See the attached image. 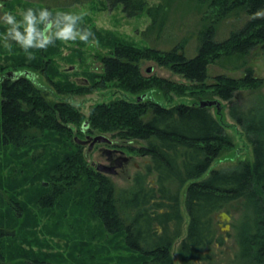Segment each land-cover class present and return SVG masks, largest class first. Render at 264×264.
I'll use <instances>...</instances> for the list:
<instances>
[{
    "label": "rangeland",
    "instance_id": "obj_1",
    "mask_svg": "<svg viewBox=\"0 0 264 264\" xmlns=\"http://www.w3.org/2000/svg\"><path fill=\"white\" fill-rule=\"evenodd\" d=\"M111 1L0 0V75L31 69L46 99L69 101L84 114L79 124L73 126L68 139L64 134L47 131L18 147L0 144V225L7 226L12 234L3 239L4 258L0 264H30V258H45L51 264L139 263L137 253L125 248L121 236L110 237L92 217L88 201L95 187L94 181L84 174L77 175L79 165L76 170H68V180L58 182H69V185L58 187V191L64 192L58 195L52 206L42 208L37 204L38 193L43 188L51 189L53 184L51 179L52 183L45 181L47 175H61L60 169L67 170L64 162L68 152L76 149L74 144L79 145L86 167L95 171L98 163L109 164L105 150L115 152L114 157L123 151L131 158L117 174L105 173L115 185L117 204L121 208L123 197L139 173L145 175L147 183L154 182L155 173H147L146 169L150 157L129 149L133 145L145 144L144 140H126L116 131L82 129L83 122L89 121L92 105L118 98L136 100L143 94L166 105L216 99L220 102V117L231 144L223 148L204 176L212 168H229L240 161L252 162L254 159L252 141L231 113L239 108L264 106V49L258 47L243 57L225 52L209 64L207 84L213 83L218 74L242 76L243 63L252 67L254 75L262 79L259 85L242 87L231 102L221 99L212 90L201 91L192 85L193 82L153 59L140 63L141 73L152 85L131 92L119 80L110 81L103 77L101 57L109 55L121 43L161 51L182 46L184 54L191 57L197 52L198 32L213 22L217 4L214 0H143L142 11L127 15L121 3ZM28 9H31L32 16L30 40L26 38L27 22L22 20ZM5 12H11L21 21L16 28L19 37L7 31L12 25L4 23ZM68 13L81 15L82 20H76L75 26L79 30H90L98 43L93 37H89L87 43L79 38L62 40L58 33L69 22L65 18ZM247 19L243 10L230 8L223 17H218L215 38L225 39ZM208 109L220 119L215 105ZM88 134H104L112 142L96 143L88 151V145L75 142V137L85 139ZM11 198L23 206L22 215L18 216L8 206ZM183 199L181 191V219L170 224V228L179 233L170 249L172 264H184L180 243L187 231L188 216ZM221 211L229 214V221H221L216 215L218 240L205 250L210 259L202 260L200 264H247L239 257V231L244 223L251 225L253 213L243 206L242 201H233Z\"/></svg>",
    "mask_w": 264,
    "mask_h": 264
},
{
    "label": "trees",
    "instance_id": "obj_2",
    "mask_svg": "<svg viewBox=\"0 0 264 264\" xmlns=\"http://www.w3.org/2000/svg\"><path fill=\"white\" fill-rule=\"evenodd\" d=\"M111 3H121L127 15L142 11L145 6L143 0H112ZM214 4L217 10L213 22L198 32L195 55L187 57L182 46L161 51L121 43L109 55L101 57L103 77L119 80L131 92L145 90L152 83L141 73L140 63L153 59L193 82L201 91L212 90L228 102L236 99L242 87L259 85L262 79L245 63L241 65L244 73L240 77L218 74L213 83L207 84L206 80L209 64L220 54L243 57L258 47L264 49V0H214ZM237 7L248 19L228 37L217 40L218 17ZM43 93L31 69L0 75V144L18 147L47 131L70 138L73 126L79 124L84 114L69 101L46 99ZM199 103L166 105L143 94L136 100L118 98L92 105L86 128L116 131L126 140H144L145 144L129 149L150 157L146 169L147 173H155L154 182L147 183L145 175L139 173L123 197L121 208L113 181L105 173L86 167L79 145L74 144L76 149L68 152L64 162L67 170L60 169L61 175H47L45 181L51 179L53 184L51 189L43 188L38 193L37 204L42 208L52 206L64 192L58 191V187L69 185V182H58L68 180V170H76L79 165L77 175L84 174L94 181L88 208L103 230L110 237L121 236L125 248L137 253L138 264H172L170 249L179 233L170 224L181 219L182 191L188 224L180 243L181 257L184 264H200L210 259L205 250L218 240L216 215L229 203L242 201L252 211L253 220L251 225L244 223L239 231V257L243 263L264 264V109H260L264 106L257 104L260 106L239 108L231 113L252 141L253 161L243 160L229 168H212L204 176L223 148L231 144V139L220 108L216 107L219 119L212 115L209 106ZM8 206L18 216L22 215L23 206L16 200L11 198ZM8 235H12L9 228L0 225V263L4 258L3 239ZM29 261L30 264H51L45 258Z\"/></svg>",
    "mask_w": 264,
    "mask_h": 264
},
{
    "label": "clouds",
    "instance_id": "obj_3",
    "mask_svg": "<svg viewBox=\"0 0 264 264\" xmlns=\"http://www.w3.org/2000/svg\"><path fill=\"white\" fill-rule=\"evenodd\" d=\"M65 18L68 19L69 22L67 24H65L64 27L58 33V36L62 40H75V39L79 38L80 40L87 43L89 40V37H93L94 42L98 43V41H95L94 34L90 30H79L75 26L76 20H80V21L82 20L81 15H74V14L68 13V14H66ZM2 19H3L5 24L12 25V28H8L7 31L12 32L16 37H19L20 33L16 30V28H17V25L21 21H18L16 19L15 15H13L11 12H5ZM22 20L27 22V28H26L27 37L26 38L30 40L32 37L31 9H28L26 12L23 13V19ZM29 59H31V58H29Z\"/></svg>",
    "mask_w": 264,
    "mask_h": 264
},
{
    "label": "water",
    "instance_id": "obj_4",
    "mask_svg": "<svg viewBox=\"0 0 264 264\" xmlns=\"http://www.w3.org/2000/svg\"><path fill=\"white\" fill-rule=\"evenodd\" d=\"M150 70V68L148 69ZM140 98L138 97V100ZM201 106H212V105H215L218 109L220 107V102L216 99H207V100H200V103H199ZM87 127V122H85L83 124V128ZM75 140L77 143H80V144H86V143H89V146H88V149H91V147L93 146V144L95 143H110L111 140L104 134H97V135H94V136H91V135H88L85 139H81L79 137H75ZM121 159L118 160V161H115L111 164H105V163H98L96 165V169L97 171H100V172H103V173H107V174H117V169L118 168H121L123 166L122 164V160L123 161H126L127 160V157L125 155H123L122 157H120ZM218 216H219V219L221 221H226L228 222L229 221V214L225 211H220L218 213ZM226 225H228V223H226ZM229 226V225H228Z\"/></svg>",
    "mask_w": 264,
    "mask_h": 264
},
{
    "label": "flooded vegetation",
    "instance_id": "obj_5",
    "mask_svg": "<svg viewBox=\"0 0 264 264\" xmlns=\"http://www.w3.org/2000/svg\"><path fill=\"white\" fill-rule=\"evenodd\" d=\"M88 135H90V134H88ZM88 135H86V137H87ZM91 136H94V135H91ZM111 142H112V141H111ZM111 142H110V143H107V144H111ZM95 144H96V143H95ZM95 144H93V146L91 147V149L94 147ZM86 145L89 146V143H86ZM87 150L89 151L90 149H87ZM115 150H116V149H115ZM105 152H106V154L108 155L107 158H108V160H109V164H111V163H113V162H115V161L120 160V159H121L120 157H122L123 155H125V156L127 157V160H126V161H123V160L121 161L122 164H123V166H122L121 168H118L117 170H119V169H123L124 166H126V165L128 164V162L130 161V159H131L129 156H127L126 154H124L123 151H120V154L117 155L116 157L113 156V154H114L115 152L113 153V152L110 151V150H105ZM117 173H118V171H117Z\"/></svg>",
    "mask_w": 264,
    "mask_h": 264
},
{
    "label": "bare ground",
    "instance_id": "obj_6",
    "mask_svg": "<svg viewBox=\"0 0 264 264\" xmlns=\"http://www.w3.org/2000/svg\"><path fill=\"white\" fill-rule=\"evenodd\" d=\"M205 2V1H204ZM207 2V1H206ZM203 4V3H202Z\"/></svg>",
    "mask_w": 264,
    "mask_h": 264
}]
</instances>
